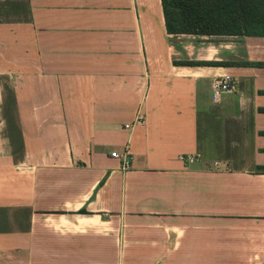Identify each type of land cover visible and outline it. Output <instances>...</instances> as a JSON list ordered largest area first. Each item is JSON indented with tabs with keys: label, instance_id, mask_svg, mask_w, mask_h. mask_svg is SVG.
Returning a JSON list of instances; mask_svg holds the SVG:
<instances>
[{
	"label": "crops",
	"instance_id": "obj_1",
	"mask_svg": "<svg viewBox=\"0 0 264 264\" xmlns=\"http://www.w3.org/2000/svg\"><path fill=\"white\" fill-rule=\"evenodd\" d=\"M0 264H264V36L0 0Z\"/></svg>",
	"mask_w": 264,
	"mask_h": 264
},
{
	"label": "trees",
	"instance_id": "obj_2",
	"mask_svg": "<svg viewBox=\"0 0 264 264\" xmlns=\"http://www.w3.org/2000/svg\"><path fill=\"white\" fill-rule=\"evenodd\" d=\"M170 34L264 36V0H161ZM182 65H225L182 61Z\"/></svg>",
	"mask_w": 264,
	"mask_h": 264
},
{
	"label": "built area",
	"instance_id": "obj_3",
	"mask_svg": "<svg viewBox=\"0 0 264 264\" xmlns=\"http://www.w3.org/2000/svg\"><path fill=\"white\" fill-rule=\"evenodd\" d=\"M235 86H236V79L232 74L230 73L222 74L221 76L217 78V80L214 83L215 98H218L221 93L234 91ZM112 155L116 157L120 156V154H118L115 151L112 152ZM124 157H126V167H128L130 164V161L127 158V156H124ZM191 160H193V158H191Z\"/></svg>",
	"mask_w": 264,
	"mask_h": 264
}]
</instances>
